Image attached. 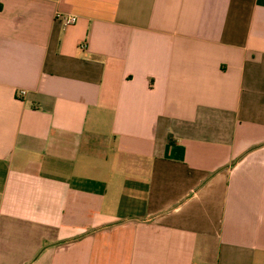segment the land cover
Instances as JSON below:
<instances>
[{"label":"crops","instance_id":"crops-1","mask_svg":"<svg viewBox=\"0 0 264 264\" xmlns=\"http://www.w3.org/2000/svg\"><path fill=\"white\" fill-rule=\"evenodd\" d=\"M0 264H264V0H0Z\"/></svg>","mask_w":264,"mask_h":264},{"label":"built area","instance_id":"built-area-1","mask_svg":"<svg viewBox=\"0 0 264 264\" xmlns=\"http://www.w3.org/2000/svg\"><path fill=\"white\" fill-rule=\"evenodd\" d=\"M56 16L58 19H61L65 26L74 25L78 20L77 17L74 15H63L61 13H58ZM25 93V91L21 92L22 95H25Z\"/></svg>","mask_w":264,"mask_h":264}]
</instances>
